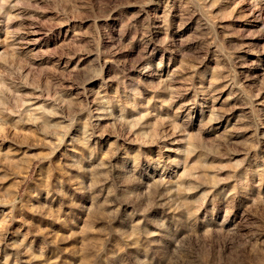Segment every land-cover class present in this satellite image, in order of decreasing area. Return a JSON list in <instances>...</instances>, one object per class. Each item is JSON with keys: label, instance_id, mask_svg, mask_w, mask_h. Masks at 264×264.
<instances>
[{"label": "rangeland", "instance_id": "obj_1", "mask_svg": "<svg viewBox=\"0 0 264 264\" xmlns=\"http://www.w3.org/2000/svg\"><path fill=\"white\" fill-rule=\"evenodd\" d=\"M0 264H264V0H0Z\"/></svg>", "mask_w": 264, "mask_h": 264}]
</instances>
